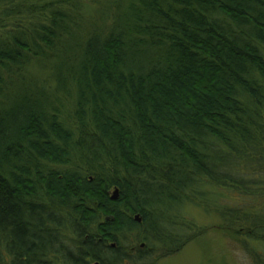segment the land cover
I'll return each mask as SVG.
<instances>
[{"label": "trees", "instance_id": "trees-1", "mask_svg": "<svg viewBox=\"0 0 264 264\" xmlns=\"http://www.w3.org/2000/svg\"><path fill=\"white\" fill-rule=\"evenodd\" d=\"M188 208L264 264V0H0V264H154Z\"/></svg>", "mask_w": 264, "mask_h": 264}, {"label": "rangeland", "instance_id": "rangeland-1", "mask_svg": "<svg viewBox=\"0 0 264 264\" xmlns=\"http://www.w3.org/2000/svg\"><path fill=\"white\" fill-rule=\"evenodd\" d=\"M187 215L205 228V234L178 254L155 261L154 264H253L248 254L245 255L228 237L227 231L221 229V222L217 217L206 215L198 208H188ZM254 246L259 250L264 245Z\"/></svg>", "mask_w": 264, "mask_h": 264}, {"label": "water", "instance_id": "water-1", "mask_svg": "<svg viewBox=\"0 0 264 264\" xmlns=\"http://www.w3.org/2000/svg\"><path fill=\"white\" fill-rule=\"evenodd\" d=\"M112 200H116L117 199V192L116 191H114V193H113V196H112V198H111ZM138 222H140V220L139 219H136ZM94 264H98V263H94Z\"/></svg>", "mask_w": 264, "mask_h": 264}]
</instances>
